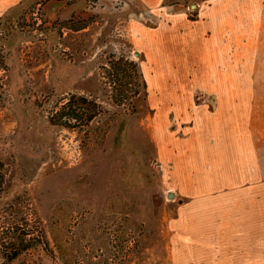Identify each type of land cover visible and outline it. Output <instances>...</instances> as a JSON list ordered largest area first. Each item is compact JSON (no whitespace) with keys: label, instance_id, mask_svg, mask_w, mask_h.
<instances>
[{"label":"rangeland","instance_id":"1","mask_svg":"<svg viewBox=\"0 0 264 264\" xmlns=\"http://www.w3.org/2000/svg\"><path fill=\"white\" fill-rule=\"evenodd\" d=\"M213 2L164 6L195 30ZM223 13L237 29L217 54L172 30L162 41L167 17L137 0H26L6 16L0 264H178L192 255L189 231L208 227L217 239L223 230V264H264V0H223ZM113 57L146 82L120 106ZM71 95L102 113L80 129L53 125ZM221 135L243 160L242 185L223 176L226 187H190L169 148L193 152Z\"/></svg>","mask_w":264,"mask_h":264},{"label":"crops","instance_id":"2","mask_svg":"<svg viewBox=\"0 0 264 264\" xmlns=\"http://www.w3.org/2000/svg\"><path fill=\"white\" fill-rule=\"evenodd\" d=\"M25 1L0 0V18L9 13L14 14L17 11L16 9ZM165 1L137 0V3L147 11L149 10L151 14L156 15L160 13L163 17H167L160 21L161 23L156 27V31L162 41H167L164 33L172 30L173 34L176 33L179 35L178 39L180 41L185 42V47L189 42L199 43L202 41V48H214L217 54L226 38L225 34L237 29L234 23H230L233 20H227L228 15L232 14L223 13V0H214L213 6L205 10L204 17L206 19L203 21L202 26H197L195 30L194 26H192L193 24H189L192 22L188 21L184 14H173L170 9L165 7ZM215 64H217V61ZM195 74V77L199 78L201 73L197 69ZM209 77H211V72L207 75L203 74V78ZM197 140L203 142L201 138H197ZM211 140L209 142L206 141L205 145L200 144L203 147H196L193 152H191L192 149L186 151L181 149L180 151L174 152L175 149L172 146L169 148L172 155L169 159L167 158L168 163H172L174 170L175 168L178 170V176L187 175L192 179L191 181L188 179L189 182H193L190 187H226L229 182L226 183L227 181L225 182L223 176L231 177V187H240L242 184L237 181V177L243 178L244 176L242 158H238L233 154L234 147L232 148L226 143H223V135L216 136V139H213L212 142ZM223 151L228 153L225 157H223V154H225ZM206 176L208 177L204 179L203 177ZM189 232H193L192 242L194 246L192 247L193 250H190L192 255H189L185 259L186 261H180L178 264H223V230L221 232L219 231L220 238L218 239L221 243H218V239L216 238L218 231L215 229L208 227L192 229ZM217 245L219 247H216Z\"/></svg>","mask_w":264,"mask_h":264},{"label":"trees","instance_id":"3","mask_svg":"<svg viewBox=\"0 0 264 264\" xmlns=\"http://www.w3.org/2000/svg\"><path fill=\"white\" fill-rule=\"evenodd\" d=\"M24 5L25 2L16 9L17 11L14 14L9 13L0 18V92L3 89L1 70H8L7 59L10 56V52H8L7 43L14 29V22L8 20L4 21V19L6 16L22 12ZM109 65L112 70L110 72L112 77L117 80H125L123 88L116 90L112 96L114 104L120 106L123 105L125 101L129 100V98L133 99L138 97L140 95V90L146 87V82L138 65L125 58L114 59V57L110 59ZM129 91L130 93L128 94ZM102 111L101 105H98L95 101L85 96L71 95L52 116L51 123L70 129H80L89 126ZM34 241H36V239H34ZM22 251H24V249H20V247L16 251H13L14 256L12 258L18 256Z\"/></svg>","mask_w":264,"mask_h":264},{"label":"water","instance_id":"4","mask_svg":"<svg viewBox=\"0 0 264 264\" xmlns=\"http://www.w3.org/2000/svg\"><path fill=\"white\" fill-rule=\"evenodd\" d=\"M169 197H173V195H172V194H170V195H169Z\"/></svg>","mask_w":264,"mask_h":264}]
</instances>
